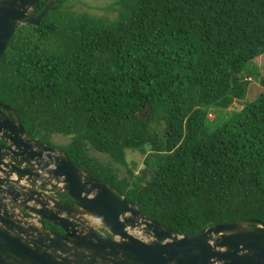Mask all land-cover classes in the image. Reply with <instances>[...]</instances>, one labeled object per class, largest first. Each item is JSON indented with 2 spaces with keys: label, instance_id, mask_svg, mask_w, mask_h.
<instances>
[{
  "label": "trees",
  "instance_id": "1",
  "mask_svg": "<svg viewBox=\"0 0 264 264\" xmlns=\"http://www.w3.org/2000/svg\"><path fill=\"white\" fill-rule=\"evenodd\" d=\"M66 2L21 25L0 58V102L28 137L70 136L57 146L70 161L180 235L264 222V90L245 101L242 74L264 55V0H117L114 18ZM235 101L240 110L211 128L210 111ZM127 149L144 166L120 176Z\"/></svg>",
  "mask_w": 264,
  "mask_h": 264
},
{
  "label": "water",
  "instance_id": "2",
  "mask_svg": "<svg viewBox=\"0 0 264 264\" xmlns=\"http://www.w3.org/2000/svg\"><path fill=\"white\" fill-rule=\"evenodd\" d=\"M38 1L0 0V58L17 29L39 24L58 0H47L30 16ZM0 140V264H264V222L258 219L180 235L146 217L64 151L28 138L13 107L1 102ZM47 188L66 194L72 203Z\"/></svg>",
  "mask_w": 264,
  "mask_h": 264
},
{
  "label": "rangeland",
  "instance_id": "3",
  "mask_svg": "<svg viewBox=\"0 0 264 264\" xmlns=\"http://www.w3.org/2000/svg\"><path fill=\"white\" fill-rule=\"evenodd\" d=\"M116 3L117 0H67L65 5H68L76 11H84L99 16H105L107 18H114L118 13ZM242 74L248 81V90L245 101L250 102L258 97V95L264 90L263 86L260 84V78L264 76V55L254 58L252 62L246 63ZM241 107L242 105L235 101L227 108L210 111L208 118L211 121H209L208 124L211 125V128L220 126L230 114L239 111ZM51 141L55 147L62 146L70 141V136L54 134ZM90 153L103 162H112L111 158L105 153H100L95 150H91ZM144 158L145 154H142L139 150L127 149L125 163H115L114 165H116L120 176H127L129 169H134L135 172H138L143 168ZM91 220L93 226L100 228L101 224L98 220L95 218H92ZM130 232L144 239L142 232L132 229Z\"/></svg>",
  "mask_w": 264,
  "mask_h": 264
},
{
  "label": "clouds",
  "instance_id": "4",
  "mask_svg": "<svg viewBox=\"0 0 264 264\" xmlns=\"http://www.w3.org/2000/svg\"><path fill=\"white\" fill-rule=\"evenodd\" d=\"M32 12V11H31ZM31 14V13H30ZM31 16V15H30ZM34 16V15H33ZM23 126V125H22ZM25 129V128H24ZM27 134V133H26ZM27 137H28V135H27ZM28 138H30V137H28ZM35 139V138H34ZM40 141V140H39ZM43 143V142H42ZM45 144V143H44ZM48 145V144H47ZM51 146V145H50ZM55 147V146H54ZM59 149V148H58ZM60 150V149H59ZM80 167V166H79ZM48 193H50V194H52V195H54L55 196V194H54V192H57V191H53V190H51V189H49V188H47V189H45ZM56 197V196H55ZM57 198V197H56ZM58 199V198H57ZM41 220L42 219H40L39 221L41 222Z\"/></svg>",
  "mask_w": 264,
  "mask_h": 264
},
{
  "label": "flooded vegetation",
  "instance_id": "5",
  "mask_svg": "<svg viewBox=\"0 0 264 264\" xmlns=\"http://www.w3.org/2000/svg\"><path fill=\"white\" fill-rule=\"evenodd\" d=\"M0 144H3V142L0 140ZM47 227V226H46ZM48 228V227H47ZM48 229H50V228H48ZM50 230H52V231H55V230H53V229H50ZM55 232H59V231H55ZM59 233H61V232H59Z\"/></svg>",
  "mask_w": 264,
  "mask_h": 264
}]
</instances>
